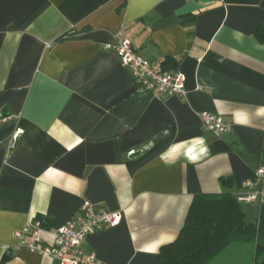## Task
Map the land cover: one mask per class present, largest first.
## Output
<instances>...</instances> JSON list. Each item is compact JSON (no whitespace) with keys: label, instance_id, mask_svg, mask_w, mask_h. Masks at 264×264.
<instances>
[{"label":"crops","instance_id":"0c3cea01","mask_svg":"<svg viewBox=\"0 0 264 264\" xmlns=\"http://www.w3.org/2000/svg\"><path fill=\"white\" fill-rule=\"evenodd\" d=\"M259 27L264 0H0V264H60L15 234L40 227L50 245L85 202L123 214L84 243L95 264H158L197 195H245L264 165ZM121 40L182 74L187 96L143 90L106 49ZM254 263L249 243L212 262Z\"/></svg>","mask_w":264,"mask_h":264},{"label":"built area","instance_id":"2783aa9c","mask_svg":"<svg viewBox=\"0 0 264 264\" xmlns=\"http://www.w3.org/2000/svg\"><path fill=\"white\" fill-rule=\"evenodd\" d=\"M106 49L114 51L121 63L131 73L140 87L150 92L153 97L187 96L185 77L180 73L164 72L152 63L140 57L130 40L108 43ZM204 127L220 136L229 130L223 117L218 114L203 112L200 114ZM247 193L239 196L241 203H259L264 205V165L257 169L251 179L245 183ZM123 219L121 212L98 213L89 202H85L79 213L56 232L52 244L44 243L37 227L32 238L27 237L28 229L15 234L19 246H25L32 252L59 261L60 264H95V254L87 252L83 245L93 233H101L109 227L118 226Z\"/></svg>","mask_w":264,"mask_h":264},{"label":"trees","instance_id":"16d2710c","mask_svg":"<svg viewBox=\"0 0 264 264\" xmlns=\"http://www.w3.org/2000/svg\"><path fill=\"white\" fill-rule=\"evenodd\" d=\"M263 30H255L262 42ZM222 182L230 185L229 180ZM239 243L254 244V264H264V205L259 217L251 220L232 193L200 194L194 198L177 239L161 247L157 262L212 264L227 247Z\"/></svg>","mask_w":264,"mask_h":264},{"label":"rangeland","instance_id":"374dc122","mask_svg":"<svg viewBox=\"0 0 264 264\" xmlns=\"http://www.w3.org/2000/svg\"><path fill=\"white\" fill-rule=\"evenodd\" d=\"M253 204H254V206H258V203H253ZM248 205H250V203H243V207H244L245 210H246Z\"/></svg>","mask_w":264,"mask_h":264}]
</instances>
